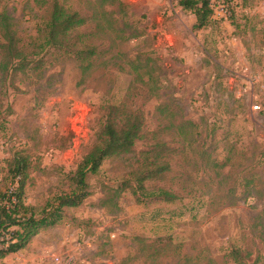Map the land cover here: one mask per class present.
I'll use <instances>...</instances> for the list:
<instances>
[{
  "label": "rangeland",
  "instance_id": "374dc122",
  "mask_svg": "<svg viewBox=\"0 0 264 264\" xmlns=\"http://www.w3.org/2000/svg\"><path fill=\"white\" fill-rule=\"evenodd\" d=\"M53 1H0L28 54L5 69L0 30V193L20 158L24 203L57 205L111 107L141 113L145 138L0 264H264V0H211L201 30L181 0H59L88 22L40 48ZM153 147L171 169L141 188L131 173Z\"/></svg>",
  "mask_w": 264,
  "mask_h": 264
},
{
  "label": "trees",
  "instance_id": "16d2710c",
  "mask_svg": "<svg viewBox=\"0 0 264 264\" xmlns=\"http://www.w3.org/2000/svg\"><path fill=\"white\" fill-rule=\"evenodd\" d=\"M180 5L195 14V30L205 28L210 19L213 18L214 11L211 7V0H181ZM0 17L2 18L0 19V30L5 40L2 44L3 63L5 64L3 67L8 70L10 64L15 60L21 63L26 61L28 54L25 47H20V39L13 33L9 18L6 15H0ZM87 22V18L82 17L80 13L70 12L59 3V0H54L50 17L42 28L47 36L39 47L64 46L72 32L84 27ZM94 54L95 51L88 52V57ZM110 109L112 114L102 125L96 144L83 158L76 173L71 178L75 184V190L58 197L56 199L57 205L49 202L39 216H36L31 211L32 208L28 207L23 200L28 169L26 160L15 159L10 167L13 175L12 182L17 186L15 192L7 190L5 193H0V238L6 234H11L10 229L14 226L21 227L22 231L16 232L17 235L8 240L5 248H0V259L24 249L42 229L60 222L63 218L64 208L78 207L87 196L86 178L88 174L97 173L102 162L107 158L133 153L136 144L145 138L143 134L144 119L141 113L126 111L124 114V108L120 106ZM170 169L169 162L162 156V150L159 147H153L146 153L139 170L131 173V176L141 188H144L147 181L163 180ZM23 177L25 178L23 179ZM157 191L152 195L156 199L170 202L177 198L174 193L163 187L158 188ZM49 207L52 209H48Z\"/></svg>",
  "mask_w": 264,
  "mask_h": 264
}]
</instances>
